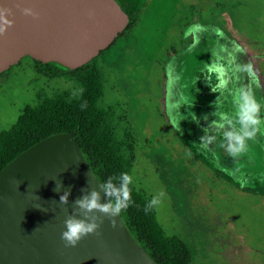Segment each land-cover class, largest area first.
I'll use <instances>...</instances> for the list:
<instances>
[{"label":"rangeland","instance_id":"obj_1","mask_svg":"<svg viewBox=\"0 0 264 264\" xmlns=\"http://www.w3.org/2000/svg\"><path fill=\"white\" fill-rule=\"evenodd\" d=\"M119 1L140 19L98 56L105 77L100 103L126 112L136 142L135 188L158 196L157 221L186 243L190 264H264V136L258 133L236 158L218 147L220 137L208 149L200 144L216 119L218 94L201 69L217 42L244 48L238 60L250 62L255 77L241 74L232 86L251 87L264 100V0ZM35 66L25 57L0 75V132L26 106L81 89L65 67ZM219 111H233L227 94Z\"/></svg>","mask_w":264,"mask_h":264},{"label":"water","instance_id":"obj_2","mask_svg":"<svg viewBox=\"0 0 264 264\" xmlns=\"http://www.w3.org/2000/svg\"><path fill=\"white\" fill-rule=\"evenodd\" d=\"M24 7L37 15H25ZM5 8L14 22L0 34V74L25 57L79 68L109 48L130 22L117 0H0V11ZM69 186L67 205L59 203ZM93 189L107 200L71 132L48 136L19 154L0 171V264H157L121 216L113 226L95 213L98 230L76 246L66 244L64 220L74 201Z\"/></svg>","mask_w":264,"mask_h":264},{"label":"trees","instance_id":"obj_3","mask_svg":"<svg viewBox=\"0 0 264 264\" xmlns=\"http://www.w3.org/2000/svg\"><path fill=\"white\" fill-rule=\"evenodd\" d=\"M129 15L130 22L119 37L135 27L140 19L136 12ZM97 59L76 69L58 62L42 63L33 59L38 71V65L49 67L51 64H59L65 67L66 78L76 81L81 89L78 93L60 92L44 98L36 105L26 106L16 123L10 129L0 132V171L40 140L54 134L71 132L100 182L120 172L132 174L136 158L132 127L124 110L118 114L116 106L101 105L105 77ZM120 123H125V126L120 128ZM130 190L133 203L120 216L132 236L157 264H190L191 253L186 243L164 233L154 207L145 210L151 199L134 185H130Z\"/></svg>","mask_w":264,"mask_h":264},{"label":"clouds","instance_id":"obj_4","mask_svg":"<svg viewBox=\"0 0 264 264\" xmlns=\"http://www.w3.org/2000/svg\"><path fill=\"white\" fill-rule=\"evenodd\" d=\"M22 10L25 15H37L31 7H24ZM9 11L8 8L0 11V34L6 33L14 22L9 19ZM195 27L203 30L202 26ZM215 31L218 36L223 37L220 29ZM242 54H245L244 48L235 41L231 42L230 48L226 44L217 42V46L211 51L210 61L205 62L201 69V74L211 91L218 95L213 113L216 119L203 129L204 135L200 139V144L204 149H208L216 142L217 137H220L218 147L224 149L233 158L246 153L249 142L255 140L258 133L264 136V113H262L264 100H258L251 87L232 86L239 80L241 74L255 77L250 62H239L238 56ZM225 94L231 97L233 111L230 114L219 111L221 97ZM191 119L199 123L197 116ZM204 119L207 120L208 116L205 115ZM60 185L62 186L61 182ZM130 185H134L133 176L128 172H120L109 176L104 182L99 181L100 190L107 197L105 202L101 201V192L95 189L76 199L73 211L64 220V230L61 233V238L66 244L76 246L83 237L98 230L101 217L95 214L97 212L102 213L115 226L116 218L133 203ZM55 190L60 191L58 186ZM70 194L71 186L60 196L59 203L67 205ZM158 204V196H153L146 204L145 210Z\"/></svg>","mask_w":264,"mask_h":264}]
</instances>
